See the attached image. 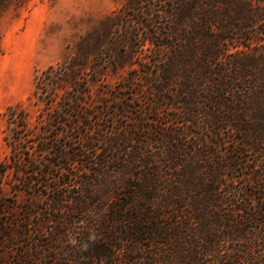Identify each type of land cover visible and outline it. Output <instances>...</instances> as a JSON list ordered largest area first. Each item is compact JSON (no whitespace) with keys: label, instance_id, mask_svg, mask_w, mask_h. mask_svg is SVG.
<instances>
[{"label":"trees","instance_id":"obj_1","mask_svg":"<svg viewBox=\"0 0 264 264\" xmlns=\"http://www.w3.org/2000/svg\"><path fill=\"white\" fill-rule=\"evenodd\" d=\"M135 10L152 15L137 22L164 64L149 71L145 123L119 126L111 111L107 124L83 121L66 106L82 99L67 95L49 96L60 111L41 129L24 103L7 107L0 187L12 174L31 199L26 224L4 218L15 206L0 201V254L12 264H264V0ZM59 77L49 65L34 96ZM65 126L74 140H61Z\"/></svg>","mask_w":264,"mask_h":264},{"label":"rangeland","instance_id":"obj_2","mask_svg":"<svg viewBox=\"0 0 264 264\" xmlns=\"http://www.w3.org/2000/svg\"><path fill=\"white\" fill-rule=\"evenodd\" d=\"M153 2L159 0H0V160L9 151L4 141V113L17 103H24L31 123L40 129L47 126L51 114L60 111L48 108L49 96L57 101L66 95L72 101L82 99L78 109L66 106L67 113L83 121L107 124L109 111L117 116L114 123L119 126L147 121L140 116L149 100L148 86L155 79L149 71L164 64L153 62L158 54L150 46L149 27L137 22L151 23L152 15L138 14L135 7L146 8ZM49 65L60 73V84L38 100L33 94L35 83ZM38 117L43 122L38 124ZM64 128L68 137L61 140L69 141L70 136L74 140L78 129ZM87 146L94 151L93 142ZM13 178L8 176L0 187V201L15 206L3 217L26 215L19 219L26 224L31 194L16 190L14 183L19 180ZM4 248L0 242V249ZM2 258L12 264L13 254L6 251L0 254Z\"/></svg>","mask_w":264,"mask_h":264}]
</instances>
